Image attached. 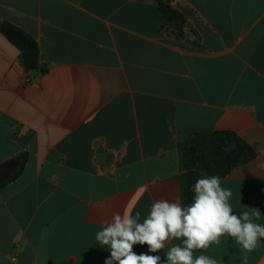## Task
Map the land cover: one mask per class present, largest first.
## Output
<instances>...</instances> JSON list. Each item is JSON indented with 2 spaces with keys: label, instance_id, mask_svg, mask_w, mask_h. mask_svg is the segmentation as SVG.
I'll return each instance as SVG.
<instances>
[{
  "label": "crops",
  "instance_id": "crops-1",
  "mask_svg": "<svg viewBox=\"0 0 264 264\" xmlns=\"http://www.w3.org/2000/svg\"><path fill=\"white\" fill-rule=\"evenodd\" d=\"M0 0L38 44L33 76L0 32V264H104L114 212L183 205L180 144L235 132L256 157L221 177L234 214L264 226V0ZM203 177H210L206 174ZM195 250L244 264L230 236ZM136 245L137 254L159 255ZM247 264H264V242Z\"/></svg>",
  "mask_w": 264,
  "mask_h": 264
},
{
  "label": "clouds",
  "instance_id": "clouds-1",
  "mask_svg": "<svg viewBox=\"0 0 264 264\" xmlns=\"http://www.w3.org/2000/svg\"><path fill=\"white\" fill-rule=\"evenodd\" d=\"M221 185L219 176L199 178L192 188L194 197L190 204L157 199L143 222L141 213L136 211L133 215L130 207L123 214L114 212L95 234L99 245L110 250L104 264H217L203 254L194 257V251L219 245L225 235L241 246L247 264L246 254L264 242V226L253 221V217L259 220L261 211L253 208L251 213L234 214L230 204L232 191ZM174 239L181 243L172 246L163 260L159 255L137 254L133 250L136 245H147L148 253H157Z\"/></svg>",
  "mask_w": 264,
  "mask_h": 264
},
{
  "label": "trees",
  "instance_id": "trees-1",
  "mask_svg": "<svg viewBox=\"0 0 264 264\" xmlns=\"http://www.w3.org/2000/svg\"><path fill=\"white\" fill-rule=\"evenodd\" d=\"M156 2L169 24L175 27L185 24V17L172 7L169 0ZM0 32L22 53L28 73L36 70L45 73L46 69L40 66L38 44L30 35L9 22L1 21ZM180 155L183 206H187L193 200L192 188L197 179L204 174L226 177L238 166L252 161L256 157V151L235 132L218 131L191 134L180 144Z\"/></svg>",
  "mask_w": 264,
  "mask_h": 264
},
{
  "label": "water",
  "instance_id": "water-1",
  "mask_svg": "<svg viewBox=\"0 0 264 264\" xmlns=\"http://www.w3.org/2000/svg\"><path fill=\"white\" fill-rule=\"evenodd\" d=\"M33 76H38V74H39V71L38 70H36V71H33L32 73H31Z\"/></svg>",
  "mask_w": 264,
  "mask_h": 264
}]
</instances>
